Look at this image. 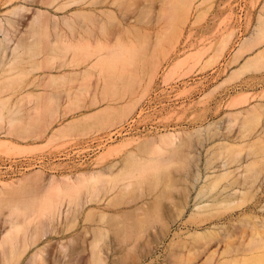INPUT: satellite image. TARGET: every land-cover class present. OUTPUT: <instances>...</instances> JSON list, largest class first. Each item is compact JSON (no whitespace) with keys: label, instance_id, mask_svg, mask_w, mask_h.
<instances>
[{"label":"rangeland","instance_id":"obj_1","mask_svg":"<svg viewBox=\"0 0 264 264\" xmlns=\"http://www.w3.org/2000/svg\"><path fill=\"white\" fill-rule=\"evenodd\" d=\"M179 1H181V4ZM182 1L183 0H82V3L93 4V7L92 5H86L85 9L92 7L91 9L95 10L102 8L111 10L109 15L106 16L107 18L103 19V17H100L101 20H104L102 21L104 23L98 20L99 25L100 22L104 24L102 25L103 29H98L101 28V25L99 26L98 21H96L99 17L98 11H96V14H98L96 19V14H92V17L87 15L89 16L88 18L84 14L85 17H83L84 19L87 18V21H84L83 17L81 18L82 22H86V24L88 22L90 25L93 24L90 21L92 20L94 22L95 20V28L91 30L92 32L89 31V33H87V31L92 29L90 25V27L88 24L85 25L88 26V30L83 26L84 24H81L84 27H82L83 30H81V26L78 27L74 25L76 26L74 29L76 30L77 28V30L75 31L72 27L71 29L73 31H71L59 18V21H55H58L60 26L64 25L60 27L63 30L62 38L64 42H60L58 37V45H56V47L54 46V48L51 44L54 42L57 29L55 31L53 25H49L50 30H47L49 36L42 35L44 34V28L39 30L43 31V33L38 32L37 34V26L35 25L34 27V23L31 22L33 16L39 9H46L45 6L42 7L40 0H0V23H3V25H0V41H2L0 42V142H6V144L4 142L5 145L0 143L2 145H0V166L8 161L30 160L31 158H39L48 161H45L39 168H32L21 175L8 176L0 173V235L2 237L4 234L6 235V231L7 234L11 233V236L6 235V237H3L5 239H3L2 243L6 239H8V241H5L6 245L3 243L5 246L1 247L0 264L7 261H5L4 258L8 259V261L13 264H28L32 255L38 249L43 250L40 264H98L95 260V253L99 250H101V254L105 259L104 264H264V242H262L264 236H260V238L256 235V233L260 234L264 228H262V230L259 226L254 228L255 224L258 225V221H263L262 218L264 219V211L258 209L259 205H264V194H262L264 193V188L262 192L257 195H253V191L251 195L256 196L253 199H248V195H245L246 198H244L246 201L248 199V203L250 202L249 200H257L251 201L252 203L250 202L251 204L248 205L245 204L246 201L244 200V204L246 205H244V210L248 209V211H233L223 215V220L221 222H223L222 226H224V229L223 227V230L220 229L222 232H226L222 233L220 231L218 233H220V235L224 234V236L226 234L228 237L227 231L233 232H229L230 237L226 238L225 236L226 241L222 235L220 236L216 233L219 229L216 231L214 230L215 233L211 237L214 239V236L216 237L218 235V241L214 239L216 243H213L209 237L214 246L209 245L210 249L205 252V254L202 253L201 256L199 255L200 257L194 255L196 260L190 253L193 247L195 248V250H193L195 253L196 250H200L202 248L200 247L202 243L198 242L199 239L193 240V238L188 235L195 232L196 229L202 231L204 228H209L216 220L213 218V220L211 219L207 224L198 227L195 220L189 219L188 215L182 213V216L180 215L181 210H177L180 206L177 207L176 203L180 201V191L182 186H184L183 184H185V181L182 180L183 177L197 169V161L198 167H203L207 155L205 148L219 143L218 139H215L216 142L214 143L211 142L212 144L209 146L200 147L198 145L199 139H197L196 136V138L192 137L189 139L188 137L185 138L183 134L181 136L182 138L180 137L181 140L178 137L176 138L177 140L175 139L176 141L173 140V143L171 142V144L174 145L177 143L180 144L179 141L188 138L185 144L183 142L184 145L182 144L183 146H181L184 148H179L180 151L182 150L180 152L181 160H179V156L171 161L172 167L170 163L169 165L166 163V165H162L164 169H161V167L157 168L161 171L157 169L152 170L150 168L151 172L147 171V173L146 170H150L147 168L143 173L140 172V175L132 173V176L129 175L131 178L127 175L125 177L122 176V179H125V186L133 180L134 176L136 178L134 181L138 179L137 181L139 183L137 181L135 183L132 181L133 183L131 182V184L134 186L131 185L128 189L126 188L127 190L121 186L124 183L122 182L123 180H119V182L118 180H114V182H118V184H116L121 187L115 189L113 188L114 186L111 187L113 180H109L110 183H108L110 186L107 184L109 188H107L108 193L110 192V188L111 190L114 189V191L108 194L107 200L111 198V196L113 198L111 199L114 200V197L118 196L116 194H119L118 191L124 189L123 192L122 190L120 191L122 192L120 195L122 194L121 197L125 198L126 196V198L122 199L120 197L121 199H115L118 202L121 200L122 203L126 202V205L125 203H121L125 205H121L122 207L144 209L143 203L148 202V205L150 203L149 206H145V208L147 207V211L146 209L141 211L136 210V212H131V216H128L130 217V219L128 218L129 225H137V228H135L136 226L133 227L135 228L134 230L130 229L132 232L130 234L132 237H130L133 238V236H135L134 239L130 238V243L128 241L129 233L126 235L128 238L124 240V244H122L124 237L121 238V233V243L112 233L109 235H112L117 240H114L113 237L108 235L106 236L108 238L104 237L97 248L93 247L92 242L95 241L96 237L94 235H96L95 230L97 227L102 225L103 222L104 225L110 224L109 217L103 222L100 221L99 207L105 206L107 200L101 203L95 200L96 190L93 189L97 188V185L94 188V183L96 182H90L88 187H82L80 190L78 189L79 192H72L73 194L71 193L70 196L69 193H64L68 195V197L66 196L63 198L67 201L70 199L69 201L71 202L69 211L64 215L63 220L57 217L53 219V216H46L47 211H44L47 209L46 206H48L47 204H49L50 200L53 199L55 201L64 195L60 193L57 195L54 193V183L59 181L62 177L71 176L80 172L97 171L100 168H104V166L106 167L107 164L109 165L110 162H114V159L115 161L125 160L124 163L126 164L127 162L126 165L128 166L130 164L129 162L134 160L132 157L135 155L132 156L131 154H137L139 158H136L139 161H144L148 157H151L153 153H156L157 149L159 151L166 146L164 145L165 143H161L164 146L162 148L159 142L153 141L154 144L157 142L159 145H156V147L151 145L156 150L154 152L152 147L150 152V149L147 150V146L150 145L151 142H145L142 138L152 139V137H156V135L158 136L160 133L162 134L169 130H177L179 132L193 131L209 123H214L217 127L218 124L221 123V125H223L227 122L229 118L228 114L236 113L244 108L251 111L250 109L253 105L256 111L253 109L254 111L252 110V113L249 112L252 115H249L252 117L251 120H255L256 123L253 128V130H255L253 132L251 130L253 134L250 133L249 137L243 138L245 141L241 139L242 135H240V133L238 134L240 129L239 126L244 120V117L247 116L245 114L246 116L243 115L244 117L240 116V119H236V126L233 127L230 133H225L224 138L227 137V140H225L227 143H232L229 145L232 147H230V149H233L230 150V152L235 151L232 154L239 156L238 163L240 166L242 164L246 165V163L248 165L250 164L251 167L254 165L253 167L255 168H257L258 165H260V167L264 166V125H262L264 124V70L247 72L242 76L238 75L233 80L230 79V82L228 81V83L223 86L217 87L231 75L234 69L239 68L247 57L249 58L253 56V54L256 55V53L264 49L263 43V46H260L261 48L258 47L254 49L255 51L250 52V54H245V56L242 57L243 59L240 58L238 61L239 63H232V58L234 59L235 51L238 49L240 42L250 34L254 24L257 22V17H259L258 14H260V8H262L264 0H247L243 19L237 16L235 0H193V2L192 0H184L185 3ZM186 2H188L189 5L191 2L190 6H192V8L190 6V9L188 6L185 7V5H188ZM17 5L26 6L28 11L23 13L11 12ZM80 5L81 3H79L78 6H71V8H69V14L71 15L72 13L70 9L75 10V8ZM168 5H170V7H167ZM182 5H184L183 7L186 9H182L180 7ZM161 11L164 12L163 16ZM180 11H182V13ZM65 13V11L57 13L52 12V14L58 16ZM228 13H231V16H228ZM7 20H10L11 23L8 24ZM79 20L80 19H75V24L78 23ZM73 24L74 22L71 25ZM75 32L78 33L76 34ZM232 32H234L232 43L225 49L221 58L215 61V58L217 59L216 55L220 50V47L218 49L220 41ZM75 36L76 38H74ZM39 37L42 39L40 40ZM65 43L70 44V46ZM104 43H106V45L109 43L108 48ZM8 44H12L13 47ZM48 44L50 46H48ZM15 46L18 48L17 52L13 55V53L10 52V48H14ZM109 47H111V51ZM6 49H8V51ZM67 50L69 51L67 52ZM19 54L20 57L18 56ZM104 56H108L109 58ZM11 57H13L12 67L5 66V63L9 62ZM100 58H104V60L107 59V61H102L103 59L101 60ZM99 60H101V63ZM97 64H99V67ZM104 67L106 69L104 73L109 75L112 73L111 77L109 76L110 79L112 78L111 82H109L111 83L109 86L112 87L108 88L109 90L104 88L102 82L105 80V78H103V71L101 72L102 78L99 73L100 68L103 70ZM168 73L171 74L168 75ZM49 74L56 76V79L53 78V82L49 80L52 79ZM106 79H108V77ZM212 90V94L206 96V94ZM246 92L250 93V96L241 102L242 104L237 106V108L229 106L236 94ZM28 93H41L42 95H40L41 97L38 95L40 98H35L28 96ZM90 95H95L96 97L93 99ZM153 95H155L154 98L161 107L165 105V107L156 112V114L160 116V124H163L166 128L162 131L153 133H142L137 131L128 136L112 138V134L137 115L144 103L152 99ZM132 99H136V103H133V106L131 104L132 108L129 110L126 109L127 112L124 113V115H122V113L121 115L123 117L120 116V120L118 119L119 121L117 120L116 122L114 118L116 119V117H118L117 115L123 112L121 111L122 109L125 111V109H121V107H124L126 104L128 105ZM256 104L258 108L255 107ZM259 104L262 105H260L262 108L258 106ZM3 105L6 106V108H2ZM39 107L41 109H39ZM38 110L40 111L39 113L36 112ZM54 112H57L56 115ZM49 113H53L55 117L54 122L52 121V125L48 126L47 129L46 126L50 125L51 116H53ZM256 115L258 117H256ZM257 118L258 120L256 122ZM110 119H113L116 124L112 125L114 123L111 122V127L109 124L104 126V123L106 125V121L110 123ZM247 119L250 120V117ZM239 120L242 121L240 122ZM49 121L50 123H48ZM60 127L64 128L60 131ZM58 128H60L59 132H56ZM129 138L134 140L138 139L139 141L137 140L130 143L132 145L129 147H127L129 144H126L127 146H123L124 150H119V147V153L117 150L112 153L116 155L117 152V157L115 155L111 156L110 154L111 157H106L108 154L104 155L105 159H103L110 162L105 161L103 164L104 160L98 158V156L101 157L100 155L103 157V154L109 150L107 149L108 147L111 148L113 145L115 146V144L122 145L126 139ZM140 140H142L146 147L143 143L141 144ZM188 141L194 144L195 149L190 150L187 147L186 144ZM139 142L140 145L138 144ZM91 143H97L96 145L99 152L85 163H75V157L70 156V152L79 149L77 155H80L87 149L86 146ZM146 143L149 144L147 145ZM248 143L249 146H247ZM233 144L235 148L232 146ZM174 148L172 147L171 149ZM252 148H255V150H252ZM131 150L135 153H132ZM143 150L145 152L148 151V154L147 152L145 154ZM214 150L215 149H213V152H215ZM197 151L201 152L199 159L197 160L195 157V159L192 160L188 153L191 152L195 154ZM253 151L254 154H252ZM138 152L142 153L139 154ZM162 152L168 154V150L166 152L164 149ZM162 152L160 151L161 154ZM217 152L218 151H216V153ZM143 153L145 156H142ZM158 153L159 152H157L156 155L160 154ZM124 155H127V157ZM235 155L234 159L237 160ZM160 157L161 155H159V159L161 160L164 158V156ZM154 158L157 159L158 156ZM97 159H99V161H97ZM148 159L150 160V158ZM240 159L243 160L241 164ZM146 161H144V163ZM233 164H235V166H233ZM233 164V169L240 167L236 162ZM250 165L248 168H250ZM255 168L252 169L257 172L259 168ZM263 168L264 167H261L262 170ZM132 169L133 168L130 170L129 168L130 171L126 170V172L128 171L131 173L134 170ZM254 170H252V172L250 171V174L253 173L255 175L256 172L254 173ZM36 172H39L40 175L30 176ZM258 172L260 173V171ZM160 175H162V178L160 177V179H158ZM236 175H238L237 172ZM18 179L23 180L14 186H3V184L6 183H14ZM127 180H129V182ZM114 182L112 184L116 185ZM91 183L92 186L90 187L89 185H91ZM249 190L252 192L253 189L249 187ZM55 194L57 197H53L56 196ZM155 198L156 200L154 201ZM258 203L261 204L258 205ZM35 205L36 211L33 208ZM44 205L46 206L44 207ZM31 207L33 209L30 212ZM252 208L254 209L252 210ZM43 212L46 214H43ZM37 214L40 216L37 217ZM147 214H149V216ZM31 215H33V217L30 218ZM254 215H257L261 219H254ZM167 224L168 226L173 225L171 232L166 229L168 228L165 227ZM251 224L253 228L250 226ZM10 228L12 230L8 233ZM251 228L252 231L250 230ZM12 231H14L15 234L18 232L16 234L18 243H14L17 247L13 246L16 236L14 238L12 237L15 235H13ZM133 231L136 232L133 234ZM86 232H88V234H86ZM158 232L159 234H157ZM36 233L39 234L37 235ZM248 233L251 235L254 233L253 237L257 236L256 239L259 238L258 240L261 241V243L257 242L256 245V242L252 243L253 238H250L252 237L251 235L248 237ZM85 234L86 236H83ZM155 234L164 235L165 237L160 236L161 239L162 237L164 239L161 240V242H157L156 238H154V236L156 237ZM231 234L233 237H231ZM32 236H37V239L34 238V240L31 238ZM2 237H0V241ZM10 237H12L14 241H12ZM117 237H119V235ZM80 238H86L85 241H88L89 247L86 246V250L82 246V241L84 240L81 239V241ZM219 239H222L224 242H221ZM26 240L27 242H29V240L37 242L35 245L34 243L32 245V241L25 245ZM249 240L251 242H249ZM10 241L13 246L12 248H16L14 254H11V250L13 249L10 247ZM207 241L201 240L203 243L206 242L203 246L209 244V241ZM241 242L245 244V248L249 253L246 251L248 253L247 255L240 256L237 259L236 255L239 253L236 251L243 248L242 245L239 248ZM9 243L10 245H7ZM29 244L32 245L31 248ZM24 245H29L28 248L30 249H26L27 247L25 248ZM245 248H243V251ZM248 248L252 250L250 251ZM23 249H25L26 252L22 255ZM233 249H235L234 252ZM211 251L212 254H210ZM239 252L242 251L240 250ZM93 253L94 256H92ZM233 253H235V255ZM12 255H14V258ZM19 256H21L20 259ZM40 260H38V264ZM5 264H8V262Z\"/></svg>","mask_w":264,"mask_h":264},{"label":"bare ground","instance_id":"obj_2","mask_svg":"<svg viewBox=\"0 0 264 264\" xmlns=\"http://www.w3.org/2000/svg\"><path fill=\"white\" fill-rule=\"evenodd\" d=\"M10 1H13V0H10ZM82 0H40V3H41V5H42V7L43 6H45L46 7V9L44 10V8L43 9H39L38 11H37V13H35V15L33 16V20H31V22H33L34 23V27H35V25L37 26V34H38V32L39 33H43V31H39V30H41V29H43L44 28V34H42V35H48V31L47 30H50L49 28H50V26L49 25H53V28H55V31H56V29H57V32H55V39H54V42H52V46L54 47H56V45H58L57 44V38L59 37V41L60 42H64V40H63V35H62V32H63V30L60 28V27H62V26H66L68 29H70L71 31H73L71 28L73 27V29H74V27H76V26H78V27H80L81 26V30H83V26H85V25H87L88 24V26L90 25L88 22H87V24H86V22H82V20H81V18L84 16L85 17V15H86V17L88 18L89 16L90 17H92V14H96V11H98L99 12V17H98V14H96L95 15V19H96V17H98L97 19H96V21H100L101 19H100V17L102 18L103 17V19L104 18H107L106 16H108L109 15V13L111 12V10H109V9H107V8H102V9H91L92 7H93V4L92 3H82L81 2ZM181 1H179V3H180ZM182 2H184V0L182 1ZM192 2H193V0H192ZM79 3H81V5L79 6V7H77V8H75V10H72V9H70V11L72 12L71 13V15L69 14V8H71V6H73V5H76V6H78L79 5ZM185 3V2H184ZM99 4V3H98ZM181 4V3H180ZM186 4H188V5H185V7L186 6H190L191 5V2H190V5H189V3L188 2H186ZM86 5H92V7L91 8H87V9H85V7H86ZM184 5H182V6H180L182 9L184 8V9H186L185 7H183ZM174 6H175V4H174ZM167 7H170V5H168ZM166 7V8H167ZM191 8H192V6H190ZM190 7H189V9H190ZM173 9H175V8H173ZM261 9V11H260V14H258L259 15V17H257L258 19H257V22L254 24V26H253V28H252V31L250 32V34L247 36V37H245L241 42H240V44H239V46H238V49L235 51V54H234V59L232 58V63L234 62L235 64H236V62H238L239 60H240V58H242V57H244L245 56V54H250V52H252V51H255L254 49H256V48H258V47H260L261 45L263 46V43H264V3H263V6H262V8H260ZM164 10H165V8H164ZM25 11H28L27 10V7L26 6H24V5H17V6H15L14 8H13V10L11 11V12H14V13H23V12H25ZM63 11H65L66 13L65 14H62L61 16H58V15H56V14H52V12H55V13H57V12H63ZM182 11H184V10H182ZM182 11H180L181 13H182ZM162 12V11H161ZM168 12V11H167ZM170 12V11H169ZM175 12V11H174ZM172 13V12H171ZM175 13H177V12H175ZM180 13V14H181ZM85 14V15H84ZM87 15H89V16H87ZM164 15V12H162V16ZM228 16H231V13H228L227 14ZM12 16L14 17V15L12 14ZM161 16V15H160ZM159 16V17H160ZM173 16V15H172ZM79 17V18H78ZM84 17H83V20L84 21H87L86 19L87 18H85L84 19ZM60 18V20L62 21V23L64 24V25H62V26H60L59 25V19ZM173 18V17H172ZM75 19H80L79 20V22H82V23H79L78 21V23H76L75 24V22L76 21H74ZM159 19H161V18H159ZM55 20H58V21H55ZM99 21H98V25H99ZM102 21H104V20H101V22ZM55 22V23H54ZM74 22V24L73 25H71L72 23ZM90 22H92L91 24L93 25H90L91 27H92V29H90V30H88L87 28H88V26H85V28L88 30L87 31V33H89V31H91V30H93V28H95L94 27V22H95V20H94V22L91 20ZM101 22H100V27L101 28H98L99 30L100 29H103L102 27V25H104V24H101ZM131 22H132V20H131ZM7 23L8 24H10L11 23V21L10 20H7ZM33 23H32V25H33ZM71 23V24H70ZM96 23V22H95ZM102 23H104V22H102ZM3 25V23H0V25ZM79 24V25H78ZM83 26H82V25ZM74 25H76V26H74ZM89 26V27H90ZM96 26V25H95ZM34 27H33V29H34ZM47 27V28H46ZM83 27V28H82ZM31 28V27H30ZM32 29V30H33ZM53 30V29H52ZM75 30V29H74ZM76 30H77V28H76ZM75 30V31H76ZM98 30V31H99ZM0 31H1V29H0ZM46 31V32H45ZM54 31V30H53ZM86 32V31H85ZM92 32V31H91ZM56 33H58V34H56ZM76 34L78 33V32H75ZM75 34V35H76ZM42 35H41V37H42ZM53 35V34H52ZM51 35V36H52ZM23 36V35H22ZM49 36V35H48ZM57 36V37H56ZM32 37V36H31ZM38 37V36H37ZM23 38H24V36H23ZM74 38H76V36L74 37ZM233 38H234V32H232V33H230V34H228L227 36H225L221 41H220V45H218V49H219V47H220V50H219V53H218V51H217V55H216V57H217V59L215 58V61H218L219 60V58H221V56H222V54L224 53V51H225V49H227L228 47H229V45L232 43V40H233ZM39 39H40V37H39ZM42 39V38H41ZM40 39V40H41ZM18 40V39H17ZM21 40V39H20ZM68 41V40H67ZM0 42H2V41H0ZM21 42V41H20ZM8 43V42H7ZM36 43V42H35ZM65 44H67L68 46H70V44H68V43H65ZM9 45V44H8ZM104 45L108 48V45H109V43H107V45H106V43H104ZM120 45V44H119ZM123 45V44H122ZM9 46H12V44H10ZM48 46H50L49 44H48ZM261 46V47H262ZM13 47V46H12ZM54 47V48H55ZM116 47V46H115ZM117 47H119V46H117ZM260 47V48H261ZM17 46H15L14 48H10V52H12L13 53V55H14V53H16L17 52ZM110 48L111 47H109V50H110ZM121 48V47H120ZM122 48H123V46H122ZM259 48V49H260ZM3 49V48H2ZM117 49V48H116ZM217 49V50H218ZM258 49V50H259ZM7 51H8V49H6ZM108 50V49H107ZM121 50V49H120ZM69 50H67V52H68ZM111 51V50H110ZM30 52V51H29ZM54 52V51H53ZM12 53H11V56H12ZM4 54H5V52H4ZM54 54V53H53ZM219 55V56H218ZM19 57H20V54L18 55ZM109 56V55H108ZM108 56H104V57H108ZM12 58L13 57H11L10 58V60H9V62H7V63H5V66H11V64H13L12 63ZM109 58V57H108ZM101 59V58H100ZM103 59V60H102ZM101 60L102 61H107V59L106 60H104V58H102ZM243 59V58H242ZM59 60H60V58H59ZM62 60V59H61ZM101 60H99L100 61V63H101ZM16 61V60H15ZM67 61V60H66ZM110 61V60H109ZM63 62H65V61H63ZM98 62V61H97ZM264 49L263 50H261L260 52H258V53H256V55H254L253 54V56H251V57H247V59L245 60V62L244 63H242L241 64V66L239 67V68H236V69H234L233 71H232V73H231V75L224 81V82H222L221 83V85H218L217 87H221V86H223L224 84H226V83H228V81L230 80V79H234V78H236V76H242V75H244V74H246L247 72H258V71H261V70H264ZM104 63H106V62H104ZM104 63H102V64H104ZM108 63V62H107ZM239 63V62H238ZM237 63V64H238ZM51 65V64H50ZM97 66L99 67V64H97ZM105 66V65H104ZM108 66V65H107ZM12 67V66H11ZM107 68V67H106ZM175 68V67H174ZM171 69V68H170ZM39 70H41V69H39ZM104 70H106L105 69V67H104V69L102 70L101 68H100V75H101V78H102V74H101V72L103 73V78H105V80H103L102 82H103V84H104V88L107 90L108 88H111L112 86H109L111 83H109V82H111V80H112V78L110 79V77H111V75H112V73H111V75H109V74H106V73H104ZM172 70V69H171ZM87 71V70H86ZM170 71V70H169ZM11 72V71H10ZM171 72V71H170ZM110 73V72H109ZM169 74H171V73H168V75ZM106 75V76H105ZM108 75V76H107ZM49 76H51V78L53 79H56V76L55 75H52V74H49ZM110 76V77H109ZM108 77V79H106ZM113 77V76H112ZM86 78H87V76H86ZM10 79V78H9ZM13 79V78H12ZM52 79H49V80H51L52 82L54 81V79L52 80ZM48 80V81H49ZM108 82H107V81ZM8 81V80H7ZM47 81V82H48ZM105 81V82H104ZM14 82V81H13ZM12 82V83H13ZM44 82H46V81H44ZM50 82V81H49ZM48 82V83H49ZM230 82V81H229ZM45 84V83H44ZM41 86H42V84H41ZM90 88V87H89ZM84 90V89H83ZM109 90V89H108ZM214 90V89H213ZM213 90L212 91H210L209 93H207L206 94V96H209L210 94H212V92H213ZM71 94V93H70ZM35 95V96H34ZM40 95H42L41 93H36V94H33V93H28V96H30V97H35V98H38ZM63 95V94H62ZM0 96H1V93H0ZM65 96V95H64ZM250 96V93H239V94H236L234 97H233V99H232V101H231V103H230V107H233V108H237V106H239L240 104H242L241 102H243L244 100H246V98L247 97H249ZM41 97V96H40ZM39 97V98H40ZM70 97V96H69ZM90 97L91 98H95L96 96L95 95H90ZM205 97V96H204ZM10 98V97H9ZM46 98V97H45ZM42 99V98H41ZM131 102H129L128 103V105L126 104L124 107L122 106L121 107V109L122 108H124L125 109V111L122 109L121 111H123V112H120L119 113V115H117L118 117H116V119L114 118V120H116V122H117V120L119 119L120 120V116H122V115H124V113H126L127 112V110H129V109H131L132 107H131V104H132V106L134 105L133 103H136V99L135 100H130ZM261 104H259L258 106H260ZM129 106V107H128ZM262 106V105H261ZM260 106V107H261ZM255 107H257V104L255 105ZM259 107V108H260ZM2 108H6V106H4L3 105V107ZM251 108V107H250ZM258 108V107H257ZM262 108V107H261ZM263 108H264V106H263ZM39 109H41L40 107H39ZM127 109V110H126ZM256 111V109L254 108V105L252 106V108L250 109L251 111H249V110H247V109H243V110H240V111H238V112H236V113H231V114H228V120H227V122H225V124H223V125H221V123L220 124H218L217 125V127L214 125V123H209V124H207V125H205V126H201V127H199V128H197V129H195V130H193V131H184V132H179V131H177V130H169V131H167V132H165V133H160L158 136L156 135V137H152V139L150 138V139H143L142 138V140H144L145 142H151L150 143V145H148L147 143V150L148 149H150L149 151L151 152V148L153 147V146H151V145H154V147H156V145L158 146L159 144H160V146H162V148L164 147L163 146V144L167 147H164V149L166 150V152H167V150H168V154H164V152H162V151H164V149H160L159 147V151H158V149L156 150L154 147L152 148V150H154V152H155V150L157 151V152H159L160 153V151L162 152V154L160 153H158L159 155H161V157L162 156H164V158L161 160V159H159V155H156L157 154V152L156 153H153V151H152V153H153V155L151 156V157H153V158H151V157H148V158H150V160L148 161L147 159H145V157H144V161H146L145 163H144V161L143 160H141V161H139L137 158H139V157H137V154H131V153H129V154H131L132 156L133 155H135V156H130V157H132V158H134V160L132 161V162H129V160H128V162L131 164H129L128 166L126 165L127 164V162H126V164L124 163L125 162V160H119V161H115V159H114V162H110V161H107V160H104L105 159V156L104 155H106V154H108V155H106V157H111L112 155H115V154H112V153H114V151H116L117 150V152H118V149H119V147H120V149L119 150H122L124 147L123 146H127L126 144H129L127 147H129L130 145H132V144H130V143H133L134 141H137V140H134V139H131V138H129V139H126V141L122 144V145H116L115 144V146L113 145V147H111V148H107V149H109L108 151H106V153H104L103 154V157H102V155H100L101 157H99L98 156V158L101 160V158H102V160H104V162H103V164L105 163V161H107V162H110V164L108 165L107 164V166L105 167L104 166V168H100L99 170H97V171H91V172H80V173H78V174H74V175H71V176H65V177H62L59 181H57L56 183H54V185H55V187H54V189H55V192L54 193H56L57 195H58V193H60L61 195L62 194H66V193H69V196H70V194L73 192V193H75V191H78L79 192V190H80V188H82V187H85V186H87L88 187V184H90V182H96V183H94L95 184V186H94V184H93V186H94V188L96 187V185H97V188L96 189H93V190H96V193H95V195H96V198H95V196H94V198H95V200H98L100 203L101 202H103L104 200H107V196H109L108 194H110L111 193V191H114V189L115 188H118L119 187V185H117L118 184V182H119V180L120 181H122L123 179V177L122 176H128V177H130V176H132L131 174L132 173H135V175L136 174H139L140 172L141 173H143V171H145V169H152V170H154V169H157V168H159V167H161V169H164L163 168V166L162 165H166V163H167V165H169V163H170V166H171V161H173L174 159H176L177 157H179L180 156V152L182 151H180V149L179 148H184V147H181V146H183L184 144H185V142L187 141V139L189 138H192V137H197V139H199V146L200 147H203V146H209V145H211L212 143H214V142H216V140L218 139L219 140V143H217L216 145H214V146H211V147H209V148H205V151L207 152L206 154V158H205V162L203 163V167L202 168H200V167H198V161H197V163H196V166H197V169L196 170H194L192 173H190V174H186L187 176H185V177H183V179L182 180H184L185 182V184H183L184 186H182V188H181V191H180V203L178 202V203H176L177 204V207H179L180 206V208H177V210L179 209V210H181L180 211V215L182 216V214H186V215H188L189 216V219H191V220H195V222L197 223V226L199 227V226H203V225H205V224H207L208 223V221H210L211 219L213 220V218L216 220V222H213L212 224H211V226L209 227V228H204V230H202V231H199V230H195V232H192L191 234H189L188 236L189 237H192L193 238V240H196V239H199V241L198 242H200V243H202V246H200V245H198V246H200V247H202L200 250H196V253H195V251H193V250H195V248L193 249L192 248V250L190 251V253H191V255L192 256H196V255H202V253L203 254H205V252H207L209 249H210V246L209 245H213V243H216L215 241L217 240V236L218 235H220V233H218V232H220L221 231V229H222V227H223V229H224V226H222V224H223V222H221L222 220H223V215L225 214V213H228V212H233V211H244V212H246V211H248V209L246 210H244V205L246 204V205H248V204H251L253 201H257V200H249L250 202L248 203L247 201H248V199H253L254 197H256V196H253V195H257L258 193H260V192H262V190H263V188H264V168H263V170L261 169V167H264V166H261L260 167V165H258V167L257 168H255V167H251V165H250V168H248L249 167V165L246 163V165H239V156H236L235 154H232L233 152H235V151H231L230 152V150H233V149H230V147L231 146H229V145H231V144H229V143H227L225 140H227L226 138H224L225 136H224V134L225 133H230L231 131H232V129H233V127H235L236 126V121L238 120V119H240V116H243V115H245L247 118H249L250 117V120L249 119H247L246 117H244V120L242 119V117H241V119L243 120H241L242 121V123L240 124V126H239V131H238V134L240 133V135H242L241 136V139H243V138H247V137H249V135H250V133H252L254 130H253V128H254V124H256L255 123V120L254 121H252L251 119H252V115H251V113L254 111V110ZM4 110V109H3ZM253 110V111H252ZM36 112H40L39 110L38 111H36ZM116 112V111H115ZM249 112H251V113H249ZM18 113V112H17ZM56 113L57 112H54V114L56 115ZM123 113V114H122ZM49 114H51V115H53V113H49ZM122 114V115H121ZM254 114V113H253ZM249 115H251V116H249ZM4 117V116H3ZM52 117V119H51V123H50V121L48 122V123H50V125H47L46 127H47V129H48V126H51L52 125V123L54 122V115L53 116H51ZM123 117V116H122ZM256 117H258L257 115H256ZM254 118V117H253ZM237 119V120H236ZM111 120V119H110ZM113 120V119H112ZM110 121V123L108 122L107 123V121H106V125H105V123H104V126H107L108 124H109V126H110V124H112L111 122H113L114 124H112V125H115L116 123H115V121L113 120V121ZM118 120V121H119ZM257 120H258V118L256 119V122H257ZM53 121V122H52ZM109 121V120H108ZM240 121V120H239ZM240 121V122H241ZM254 122V123H253ZM99 123V122H98ZM227 124V125H226ZM101 125V124H100ZM111 125V126H112ZM262 125H264V124H262ZM102 126H103V124H102ZM104 126H103V128H104ZM110 126V127H111ZM238 126V125H237ZM110 127H105V128H110ZM61 128V127H60ZM60 128H58V129H56L57 131L56 132H59V129ZM64 127H62L61 129H60V131L63 129ZM263 128V127H262ZM251 130H252V132H251ZM262 130V129H261ZM263 131H264V129H263ZM262 132V131H261ZM260 133V132H259ZM185 135V138L186 137H188L187 139H185L184 137V139H182V141H179L180 142V144H171V142L173 143V140L174 141H176L177 139L176 138H180L182 135ZM253 134V133H252ZM264 135V134H263ZM149 136H151V135H149ZM140 137V136H139ZM144 137V136H143ZM148 137V136H147ZM195 137V138H196ZM182 138V137H181ZM181 138H180V140H181ZM176 139V140H175ZM216 139V140H215ZM142 140H140L141 141V144L143 143L142 142ZM150 140H152V141H150ZM172 140V141H171ZM179 140V139H178ZM184 140V141H183ZM195 140V139H194ZM244 140V139H243ZM139 141V140H138ZM155 141H157V142H159V144H157V142L154 144V142ZM169 141V142H168ZM198 141V140H197ZM230 141H232V140H230ZM245 141V140H244ZM5 142V141H4ZM4 142H0V143H2V145H5L6 144V142H5V144H4ZM122 142V141H121ZM153 142V143H152ZM166 142H167V145H166ZM183 142H184V144H183ZM212 142V143H211ZM137 143V142H136ZM161 143H163V144H161ZM170 143V144H169ZM175 143V142H174ZM250 143V142H249ZM249 143H248V145L247 146H249ZM139 145H140V142L138 143ZM144 144V143H143ZM183 144V145H182ZM244 144V143H243ZM247 144V143H246ZM251 144V143H250ZM1 145V144H0ZM1 145V146H2ZM145 145V144H144ZM169 145V146H168ZM172 145H174V146H172L174 149H171L172 147L171 146ZM179 146V147H177V146ZM187 147L190 149V150H193V149H195V146H194V144H192V142L191 141H188L187 142ZM245 145V144H244ZM112 146V145H111ZM118 146V147H117ZM122 146V147H121ZM135 146V145H134ZM149 146H151V147H149ZM233 147H234V144L232 145ZM243 146V145H242ZM133 147V146H132ZM136 147V146H135ZM145 147H146V145H145ZM169 147H171V148H169ZM177 147V148H176ZM8 148V147H7ZM232 148V147H231ZM235 148V147H234ZM136 149V148H135ZM141 149V148H140ZM171 149V150H170ZM213 149H215L214 151L215 152H213ZM240 149H241V147H240ZM250 149H251V147H250ZM9 150V149H8ZM124 150V149H123ZM142 150V149H141ZM235 150V149H234ZM239 150V149H238ZM252 150H255V148L253 149L252 148ZM132 151V150H131ZM144 151V150H143ZM170 151V152H169ZM216 151H218L217 153H216ZM237 151V150H236ZM240 151V150H239ZM241 151H242V149H241ZM240 151V152H241ZM116 152V155H118V153ZM127 152V151H126ZM130 152V151H129ZM147 152V154H148V151H146ZM146 152L144 151V153L146 154ZM165 152V153H166ZM252 152V151H251ZM103 153V152H102ZM123 153V152H122ZM132 153H135V152H133L132 151ZM139 153V152H138ZM140 153H142V152H140ZM139 153V154H140ZM142 154V156L144 155L145 156V154ZM238 153V152H237ZM236 153V154H237ZM243 153V152H242ZM111 156H110V155ZM121 154V153H120ZM128 154V153H127ZM150 154V153H149ZM191 154H194V153H188V155L190 156V158H192V160L193 159H195V157H196V159L198 160L199 159V156L201 155V152H199V151H197V153H195L194 155H191ZM231 154H232V156H231ZM252 154H254V151H253V153ZM115 155V156H116ZM166 155V156H165ZM234 155H235V157H237V160H235L234 159ZM240 155V154H239ZM114 156V157H115ZM125 157H127V155H124ZM147 156V155H146ZM158 156V158L157 159H155L154 157H157ZM117 157V156H116ZM137 157V158H136ZM160 157V158H161ZM215 157H216V160H215ZM104 158V159H103ZM119 158V157H118ZM142 158V157H141ZM99 159H97V161H99ZM107 159V158H106ZM143 159V158H142ZM159 159V160H158ZM243 159H245V158H243ZM179 160H181V156H180V158H179ZM184 160V159H183ZM235 160V161H234ZM241 160V159H240ZM179 162H181V161H179ZM184 162V161H183ZM217 162V163H216ZM237 163L240 167L239 168H237V169H233V167H232V164L233 163ZM243 162V160H241V162H240V164ZM246 162V161H245ZM101 163V162H100ZM99 163V164H100ZM173 163V162H172ZM253 163V162H252ZM256 163V162H255ZM261 163V162H260ZM259 163V164H260ZM97 164H98V162H97ZM134 164V165H133ZM188 164V163H187ZM187 164H185V165H187ZM193 164V163H192ZM100 165H102V164H100ZM237 165V166H238ZM261 165H262V163H261ZM264 165V164H263ZM98 166V165H97ZM127 166V167H126ZM130 166H132V167H130ZM169 166V167H170ZM233 166H235V164H233ZM100 167V166H99ZM98 167V168H99ZM130 168V170H131V168H133L132 170V172L130 173V172H128V171H130L129 170V168ZM165 167V166H164ZM172 167V166H171ZM170 167V168H171ZM188 167V166H187ZM260 167V168H259ZM189 168V167H188ZM187 168V169H188ZM234 168H236V167H234ZM252 168H255V169H258V171H260V173L257 171L256 172V170H254V169H252ZM151 169L150 170H146V172L147 171H150L151 172ZM167 169V168H166ZM186 169V170H187ZM190 169V168H189ZM93 170V169H92ZM95 170V169H94ZM126 170H128L127 172H126ZM158 170V169H157ZM156 170V171H157ZM160 170V169H159ZM158 170V171H159ZM252 170H254L253 172L255 173V175L253 174V173H251L250 174V171L252 172ZM157 171V172H158ZM161 171V170H160ZM150 172H149V174H150ZM153 172V171H152ZM236 172H237V174L238 175H236ZM125 173H128V174H125ZM130 173V174H129ZM148 173V172H147ZM155 173V172H154ZM155 174H157V173H155ZM155 174H153V175H155ZM160 174H163V173H160ZM40 174H39V172H36V173H34V174H32V175H30V176H39ZM130 175V176H129ZM140 175V174H139ZM151 175V174H150ZM158 175V174H157ZM30 176H28V177H30ZM156 176V175H155ZM162 175H160L159 177H158V179H160V177H161ZM150 177V176H149ZM151 177H152V175H151ZM131 178V177H130ZM162 178V177H161ZM185 178V179H184ZM113 180V182H114V180L115 181H117L118 180V182H114L116 185H114V184H112L111 183V187H113L114 189L113 190H111V188H110V192L108 193V190H107V188H108V186H110V182H109V180ZM134 179H136L135 178V176H134V178H133V180H131L130 182H129V180H127L129 183L128 184H126V186L124 185L125 184V182H124V180L122 181V182H124L121 186H123L122 188H129L131 185H133V184H131V182L132 181H134ZM149 179V178H148ZM158 179H157V181H158ZM19 180V181H18ZM16 182H14V183H6V184H3V186L4 187H6V186H14V185H16L17 183H19V182H21L23 179H18ZM138 180V179H137ZM136 180V181H137ZM180 180H181V178H180ZM136 181H134V183L136 182ZM147 181V180H146ZM109 182V183H108ZM138 182V181H137ZM141 182H143V181H141ZM145 182V181H144ZM92 183H91V185H89L90 187L92 186ZM127 183V182H126ZM133 183V182H132ZM139 183V182H138ZM151 183V182H150ZM156 183V182H155ZM158 183V182H157ZM107 184H109L108 186H107ZM161 184V183H160ZM143 185H144V183H143ZM116 186V187H115ZM134 186V185H133ZM133 186H132V188H133ZM135 186H136V184H135ZM141 186V185H140ZM157 186H158V184H157ZM89 187V188H90ZM178 187H180V186H178ZM244 187V188H243ZM249 187L251 188V189H253L252 190V192L249 190ZM119 188H121V187H119ZM131 188V189H132ZM136 188V187H135ZM79 189V190H78ZM109 189V188H108ZM126 189V190H127ZM117 190V189H116ZM122 190V192L124 191V189H121ZM121 190H117L118 192H119V194H116V195H118V196H116V197H118V198H116V197H114V200L115 199H119L121 196H122V194L120 195V193H122V192H120ZM130 190V189H129ZM180 190V189H179ZM107 191V192H106ZM131 191H133V190H131ZM253 191H254V193H253ZM116 192V191H115ZM114 192V193H115ZM117 192V193H118ZM129 192V191H128ZM72 193V194H73ZM114 193H112V194H114ZM253 193V195H251ZM55 194V195H56ZM62 195V197H60V198H58V199H56L55 201L52 199V200H50V202H49V204H47L48 206H46V205H44V207L46 206V210H44V211H47L46 213H47V215L46 216H53V219L55 218V217H57L58 219H61V220H63V217H64V215L69 211V205H70V202L71 201H67L65 198H63V197H68V195ZM80 194V193H79ZM93 194V193H92ZM262 194H264V193H262ZM57 195L56 196H53V197H57ZM75 195V194H74ZM125 195V194H124ZM123 195V196H124ZM248 197V199H247V201L245 200V198H246V196ZM251 195V196H250ZM73 196V195H72ZM76 196V195H75ZM253 196V197H252ZM260 196V195H259ZM245 197V198H244ZM111 198H112V196H111ZM111 198H109L108 200H107V203H106V205L105 206H101V207H99V215H100V221L101 222H103V221H105V219L107 218V217H109V221H110V224H108V225H104L103 223H102V225H100V226H98L97 227V229L95 230V234L96 235H94L96 238H95V241H93L92 243H93V247L94 248H97V246H99L100 244H101V242H102V240H103V238L104 237H106V236H108L109 234H112L113 233V236H115L116 238H118L119 240L121 239V238H123V243L122 244H124V240L126 239V238H128V237H126V235H127V233H129V239H128V241H129V243H130V240L131 239H134V237L135 236H133V238H131L132 236L130 235L132 232L130 231V229H132V230H134L135 228H137V225L136 224H131V225H129V222H128V220L130 219V217H128L129 215L131 216V212H133V211H135L136 212V210H145L146 208H145V206H149L150 205V203H149V205H148V202H145V203H143V206H144V209L143 208H126V207H122V206H125L126 205V202H124L125 203V205H122V204H124V203H122V200L120 201V202H118V201H116V203H115V201L114 200H112ZM122 198V197H121ZM120 198V199H121ZM124 198V197H123ZM122 198V199H123ZM125 198H126V196H125ZM124 198V199H125ZM156 200V198L154 199V201ZM158 200V199H157ZM244 200L246 201V203L244 204ZM260 200H261V198H260ZM117 202H118V205H117ZM157 202H160V201H157ZM156 202V203H157ZM260 202V201H259ZM263 202V201H262ZM48 203V202H47ZM119 203H120V205H119ZM122 203V204H121ZM153 203H155V202H153ZM158 204H161V203H158ZM157 204V205H158ZM179 204V205H178ZM256 204V203H255ZM254 204V205H255ZM259 204H261V203H258V205ZM263 204V203H262ZM30 205V204H29ZM34 205V204H33ZM122 205V206H121ZM156 205V204H155ZM245 205V206H246ZM121 206V207H120ZM163 206V205H162ZM30 207V206H29ZM36 205L33 207L34 209H35V211L37 210L36 208ZM44 207H42V208H44ZM68 207V208H67ZM254 207V206H253ZM32 207L30 208V212H31V210L33 209ZM67 208V209H66ZM28 209V208H27ZM40 209V208H39ZM95 209H98V208H95ZM133 209V210H132ZM254 208H252V210H253ZM258 209H260V210H263L264 211V205H259L258 206ZM41 210V209H40ZM39 210V211H40ZM249 210H250V208H249ZM42 211H43V209H42ZM146 211H147V209H146ZM149 211V210H148ZM251 211V210H250ZM27 212H29V211H27ZM33 212H34V210H33ZM243 212V213H244ZM35 214H36V212H34ZM38 213V212H37ZM46 213H44L43 212V214H46ZM182 213V214H181ZM248 213V212H247ZM250 213H252V212H250ZM256 213V212H255ZM30 214H32V213H30ZM34 214V215H35ZM42 214V213H41ZM42 214V215H43ZM246 214V213H245ZM253 214V213H252ZM148 216H149V214H147ZM250 215V214H249ZM40 216V215H39ZM38 216V214H37V217H39ZM147 216V217H148ZM185 216V215H184ZM252 216V215H251ZM31 217H33V215H31L30 216V218ZM43 217V216H42ZM160 217V216H159ZM36 218V217H35ZM52 218V217H51ZM129 218V219H128ZM186 218V217H185ZM252 218V217H251ZM253 218L254 219H261L260 217H258L257 215H254L253 216ZM122 219V220H121ZM127 219V220H126ZM184 219V218H183ZM29 220V219H28ZM186 220H187V218H186ZM262 220L263 221H258V225H256L255 224V226H254V228L255 227H257V226H259V228H261V230H262V228H264V219L262 218ZM173 221V220H172ZM171 221V222H172ZM176 221V220H175ZM14 222V221H13ZM174 222V221H173ZM172 222V223H173ZM192 222V221H191ZM16 223V222H15ZM14 223V224H15ZM150 223V222H149ZM189 224V223H188ZM11 225V224H10ZM190 225V224H189ZM13 226V225H12ZM15 226V225H14ZM136 226V227H135ZM142 226V225H141ZM172 226L173 225H171V226H168V224H167V226H165V227H168V228H166V229H168V231L169 232H171V230H172ZM187 226V225H186ZM208 226V225H207ZM245 226V225H244ZM250 226H252V228H253V225L251 224ZM133 227H135V228H133ZM140 227V226H139ZM164 227V228H165ZM19 228V227H18ZM163 228V229H164ZM184 228H185V226H184ZM202 228V227H201ZM221 228V229H220ZM226 228V227H225ZM230 228V227H229ZM238 228V227H237ZM252 228L250 229L251 231H252ZM15 229V228H14ZM24 229V228H23ZM27 229V228H26ZM193 229V228H192ZM203 229V228H202ZM219 229V231H216V230H218ZM222 229V230H223ZM235 229V228H234ZM10 230V231H9ZM8 231V233H10L11 232V228L9 229ZM130 232H129V231ZM140 230H141V227H140ZM214 230L216 231V233L218 234L216 237L214 236V239H216V240H214V239H212L213 237H211V236H213V234L215 233L214 232ZM16 231H18V230H16ZM163 231H165V230H163ZM190 231V230H189ZM254 231V230H253ZM13 232V235L15 234L14 233V231H12ZM136 232V231H135ZM134 231H133V234L135 233ZM222 232V231H221ZM224 232H226V231H224ZM224 232H222V233H224ZM229 232L230 231H227V234H228V237H230V234H229ZM263 233H264V229H263V231H262ZM261 232V233H262ZM5 233V232H4ZM18 233V232H17ZM16 233V234H17ZM25 233V232H24ZM120 233H121V238H120ZM230 233H233V232H230ZM251 233V232H250ZM260 233V234H261ZM263 233L260 235L259 233L257 234L256 233V235L257 236H261V237H263L264 235H263ZM11 234V233H10ZM10 234H7V231H6V235L8 236V235H10ZM14 235V236H12L13 238L16 236V238H15V241H14V239H12V237H10L11 239H12V241H14L13 242V246L15 247L16 246V244L18 243V239H17V235ZM37 234V233H36ZM39 234V233H38ZM37 234V235H38ZM86 234H88V232H86ZM86 234L85 235H83V236H86ZM157 234H159V232L157 233ZM249 234V233H248ZM254 233H252V235L251 234H249V235H247L248 237L251 235L252 237H250L251 239L253 238V242L252 243H254V242H256L255 243V245L257 244V242L259 243H261V241H259L258 239L259 238H257L256 239V237H253L254 235H253ZM6 235L4 234V236L3 237H6ZM119 235V237H117V236ZM136 235V234H135ZM156 235V234H155ZM222 235V234H221ZM220 235V236H221ZM232 235V234H231ZM11 236V235H10ZM24 236H25V234H24ZM110 236V235H109ZM112 235L110 236V237H113ZM131 236V237H130ZM160 236H163V237H165L164 235H156V237L154 236V238H156V240H157V242H161V240H163L164 238L162 237V239L160 238ZM223 237H224V239H225V236H226V234H225V236H224V234L222 235ZM235 236V235H234ZM0 237H2L1 235H0ZM1 238L2 240L0 241V251H1V247L2 246H5L6 244H5V241H8V239H6V240H4V244L5 245H3V243H2V241H3V239H5V238ZM37 237V236H36ZM36 237H34V236H32L31 238H36ZM82 237V236H81ZM211 238V240L213 241V243L211 242V240H210V238ZM227 236H226V238H228ZM231 237H233V235L231 236ZM260 237V238H261ZM28 238V237H27ZM106 238H108V237H106ZM114 238V237H113ZM131 238V239H130ZM222 238V237H221ZM249 238V239H250ZM256 240H255V239ZM10 239V240H11ZM17 239V240H16ZM26 239V238H25ZM37 239V238H36ZM81 239H83L84 241H82ZM85 239L86 238H80V240L82 241V246L85 248V250H86V246H88V241L86 242L85 241ZM205 240V241H207V239H208V241H209V244L208 245H206V246H203L204 245V243L206 244V242H201V240ZM263 239V238H262ZM35 240V239H34ZM114 240H117V239H115L114 238ZM114 240H113V243H114ZM118 240V241H119ZM121 240H120V243H121ZM219 240H221V242H224V241H222V239H219ZM17 241V242H16ZM31 241H32V245H33V243H34V245L36 244V242H34L33 240H29V242L31 243ZM108 241V240H107ZM112 241V240H111ZM133 241V240H132ZM131 241V242H132ZM174 241V240H173ZM207 241V242H208ZM218 241V240H217ZM225 241H226V239H225ZM25 242V241H24ZM29 242H27V240H26V244L25 245H27V243H29ZM117 242V241H116ZM126 242V241H125ZM220 242V241H219ZM228 242V241H227ZM249 242H251L250 240H249ZM262 242H264V240H262ZM6 243H8V242H6ZM10 243H11V241H10ZM10 243L9 244H7V245H10ZM14 243H16L15 245H14ZM111 243V242H110ZM119 243V244H120ZM199 243V244H200ZM212 243V244H211ZM226 243V242H225ZM230 243V242H229ZM117 244H118V242H117ZM195 244V243H194ZM218 244V243H217ZM237 244V243H236ZM251 244V243H250ZM249 244V245H250ZM24 245V246H25ZM30 245V244H29ZM28 245V246H29ZM32 245H30V248H31V246ZM126 245V244H125ZM129 245V244H128ZM196 245V244H195ZM216 245V244H215ZM229 245V244H228ZM243 246V248H245V244L244 243H240V245H239V248H240V246ZM12 246V243H11V249H13V250H11V254H14V250H15V252H16V248H12L13 247ZM28 246H25V248L26 249H30V248H28ZM127 246V245H126ZM214 246V245H213ZM213 246H212V248H213ZM216 246H218V245H216ZM219 246H220V243H219ZM218 246V247H219ZM17 247V246H16ZM89 247V246H88ZM247 247H248V245H247ZM251 247V246H250ZM211 248V249H212ZM236 248H238V247H236ZM243 248L242 249H238L239 251L241 250L242 252H239V251H236L237 253H239L238 255H236V257H237V259L240 257V256H244V255H247L249 252L246 250V248L244 249V251H243ZM252 248V247H251ZM90 249V248H89ZM98 249H99V247H98ZM24 251L22 252V255H23V253H25L26 252V250L25 249H23ZM218 250V249H217ZM234 250L235 249H233V252H234ZM248 250H250L249 248H248ZM252 250V249H251ZM250 250V251H251ZM43 250L42 249H38L36 252H34V254L32 255V257L30 258V260H29V262H28V264H35V263H37L38 264V260H40V258L42 259V252ZM216 251V250H215ZM219 251V250H218ZM232 251V250H231ZM248 253H247V252ZM18 252V251H17ZM78 252H79V250H78ZM214 252V251H213ZM235 252V253H236ZM61 253V252H60ZM192 253H195V254H192ZM201 253V254H200ZM209 253V252H208ZM235 253H233L234 255H235ZM59 254V253H58ZM210 254H212V251H211V253ZM215 254V253H214ZM222 254V253H221ZM21 255V256H22ZM217 255V254H216ZM223 255V254H222ZM226 255V254H225ZM14 255H12V257H13ZM17 256H18V254H17ZM21 256H19V259H20V257ZM82 256V255H81ZM92 256H94V253L92 254ZM195 256H194V259H195ZM199 256V257H200ZM233 256V255H232ZM63 257V256H62ZM197 257V256H196ZM7 258V257H6ZM14 258V257H13ZM198 259V258H197ZM4 260L6 261V262H8V264H13V263H11L10 261H8V259H5L4 258ZM3 260V261H4ZM95 260L97 261V263L98 264H104L105 263V259L103 258V256H102V254H101V250H99V251H97L96 253H95ZM196 260V259H195ZM12 261V260H11ZM5 262V263H6ZM40 262H41V260L39 261V264H40ZM229 262V261H228ZM5 263H3V264H5ZM223 263V262H222ZM2 264V263H1ZM196 264V263H195ZM221 264V263H220Z\"/></svg>","mask_w":264,"mask_h":264},{"label":"built area","instance_id":"obj_3","mask_svg":"<svg viewBox=\"0 0 264 264\" xmlns=\"http://www.w3.org/2000/svg\"><path fill=\"white\" fill-rule=\"evenodd\" d=\"M246 1L247 0H235L237 16L241 19L244 17ZM154 96L155 95L152 96V99H149L146 103H144L137 115L130 119L123 127L116 130L112 134V138L128 136L129 134H134L137 131L142 133H153L164 130L166 127L163 126V124H160V116L159 114H156V112L163 109L165 105L161 107L155 100ZM96 144L97 143H91L86 146L87 149L80 155H77V151L79 149H75L73 152L71 151L69 155L75 157V163H85L99 152ZM45 161L48 162L47 160H41L39 158L8 161L0 166V173L8 176L21 175L32 168H39Z\"/></svg>","mask_w":264,"mask_h":264}]
</instances>
